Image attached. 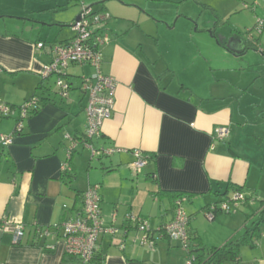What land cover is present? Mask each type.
<instances>
[{
  "label": "crops",
  "instance_id": "obj_1",
  "mask_svg": "<svg viewBox=\"0 0 264 264\" xmlns=\"http://www.w3.org/2000/svg\"><path fill=\"white\" fill-rule=\"evenodd\" d=\"M3 1L0 0V7ZM76 1V4L89 3L86 2L89 0ZM66 4L62 1L57 6L63 9ZM6 9L0 8V19L8 17L6 15L16 19L14 14H6L12 13V8ZM50 9L52 6L44 12ZM101 10L109 12V7L101 5L98 11ZM23 17L27 16L17 18L16 27L22 19H29ZM51 21L62 27L67 25L55 17ZM112 27L117 34L111 31L110 42L103 48L102 70L117 80L115 108L112 116L104 121L101 135L95 139L97 144L101 142V150L114 149V153L106 156L109 160L98 156L100 164L93 166L90 162L86 180L79 179L77 162L81 160L79 156H83L82 147L86 149L82 140H88L90 145L93 141L84 136L87 97L79 87L81 77H89L93 72H85L88 66H72L71 69H80L81 73L70 72L75 76L71 79L69 98L54 94L37 115L24 120L25 134L14 138L0 161V219H9L26 228V236L18 244L13 242L9 232L0 233V264H61L65 255L63 241L55 236L40 238L35 229L54 228L64 218L77 215L83 206V194L91 185L102 188L99 193L105 227L116 229L114 234L105 233L99 238L97 253L103 258L102 264H185L188 253L180 241L158 232L175 215L170 198H159L155 194L158 190L196 195L191 201H185V204L198 202L195 212L188 213L189 231L199 235L207 247L222 245L207 244L194 221L199 213H206L209 205L224 199L222 194L231 196L236 188H241V193L250 197L248 205H242L252 213L241 219L224 216V213L215 218L224 228L225 243L241 234L260 209L258 199H264V160H257L259 146L251 147L248 140L241 137L242 133L239 134L237 128L244 126L241 118H234L229 104L213 106L208 103L209 99L197 103L194 91L185 85L172 88L176 74L165 66L161 55L147 49L143 41L127 38L128 31L121 32L118 24ZM74 34L54 41L66 43ZM38 41L41 40L5 32L0 27V81H19V92L23 95L17 104L13 96L1 94L4 100L0 98V103L20 106L35 93L42 65L49 61L48 55L35 51ZM237 43L245 54L243 42L238 40ZM78 91L82 95L78 103H74L71 96ZM17 119V114L0 115V136L12 135ZM218 128L228 129L229 136L215 142ZM256 142L263 144L264 138ZM137 150L154 158L140 176L132 169ZM64 165L70 166L76 178L63 177ZM153 172L157 184L147 177ZM148 201L152 204L150 210H144ZM129 215L148 222L154 231L153 247L141 244L142 234L135 223L127 220ZM260 231L254 248H243L239 261L223 264H264V224Z\"/></svg>",
  "mask_w": 264,
  "mask_h": 264
},
{
  "label": "rangeland",
  "instance_id": "obj_2",
  "mask_svg": "<svg viewBox=\"0 0 264 264\" xmlns=\"http://www.w3.org/2000/svg\"><path fill=\"white\" fill-rule=\"evenodd\" d=\"M62 1L67 3L63 9L57 6L58 2L61 4ZM102 1L104 0H89L86 1L89 2L86 5L76 4V0H4L0 8H8L6 10L12 8L13 12L6 14H14L16 19L6 15L8 17L0 19L6 26L0 23V27L5 32L31 37L34 41L40 39L49 43L55 38L63 40L72 36L73 31L70 26L82 13L84 7ZM105 1L109 12L104 11V13L113 16L109 22V30L117 34L112 26L118 24L119 28H122L121 32L128 31L127 38H132L133 41L141 40L147 49L155 51L157 56L160 54L165 66L176 74L172 88L185 85L194 91V99L197 103L207 102L206 99H209L211 101L208 103H212L213 106L229 104L235 115L234 118H241V124L244 125L237 128L239 134L242 133L241 137H245L244 140H248L251 147L259 146L260 155L257 160H264V143L258 144L254 140L257 135L260 140L264 138V56L262 55L264 0ZM51 6L52 9L44 12ZM100 6L95 5L94 9L98 10ZM22 16H27L23 18L29 19H26L27 21L22 19L21 24L16 27L19 21L17 18ZM54 17L67 22V26L62 27L60 24L52 23ZM44 19L48 20V23ZM136 22L141 25H136ZM120 31L118 34H121ZM254 37L263 47L259 50L249 48L244 54L237 47L239 46L237 41L243 42L242 47L245 48L244 40ZM70 72L81 73L77 68L70 69ZM85 72L92 74L94 69L88 66ZM45 82L46 85L56 89L53 78ZM19 85V81L15 83L1 80L0 95L13 96L15 102L19 104L23 97L19 92ZM55 89L53 91L57 92ZM80 95L82 94L79 91L72 93L71 101L78 103ZM74 103L73 106L79 111ZM92 140V145L87 144V146L101 150V142L97 144L95 138ZM82 152L83 156H79L81 160L77 162L76 173L80 180L85 181L88 164L91 162L93 166H98L100 161L98 156L91 158V151L88 148L83 150L82 147ZM109 158L104 156L103 159L109 160ZM142 194L147 195L146 192ZM113 195L111 193V196ZM197 203L184 204V210L187 213L195 212ZM151 205L148 201L144 210H150ZM246 214L252 215L251 210L242 205L238 212L223 215L241 219V217L246 218ZM194 223L204 234L207 244L225 243L226 240L222 235L224 228L216 223L215 219L209 220L205 212L199 213ZM248 224L251 225L252 221ZM187 262L188 258L185 264Z\"/></svg>",
  "mask_w": 264,
  "mask_h": 264
},
{
  "label": "built area",
  "instance_id": "obj_3",
  "mask_svg": "<svg viewBox=\"0 0 264 264\" xmlns=\"http://www.w3.org/2000/svg\"><path fill=\"white\" fill-rule=\"evenodd\" d=\"M78 21L71 25L74 37L64 44H46L38 42L35 44L36 52H43L48 55L49 61L42 65L41 77L48 79L55 78V85L58 93L63 98H69L72 84L67 76V70L72 65L90 66L94 69L91 76L81 78L80 92L87 97L85 109L87 118V138L92 140L101 135V128L104 121L108 120L115 108V96L117 80L111 75H106L102 70L103 48L110 42V35L106 29V22L110 15L99 12L94 13L90 8H84L79 15ZM36 98L26 103L23 107L12 109L0 103V115L25 118L30 108H35ZM23 122H19L18 130H22ZM229 136L226 128H218L214 140H222ZM14 138L8 135L0 136V147H8L13 144ZM215 141V142H216ZM85 147L91 151L92 157L109 156L114 149L95 150L93 146ZM148 159L143 157L141 151H135V162L132 165L133 171L139 175L148 165ZM70 166L64 165L63 170ZM100 185H91L83 194V206L77 215L64 218L56 227H36L35 233L40 238L55 236L64 243L65 253L79 257L84 263H88L98 251V241L105 233L114 234L116 229L107 228L101 213ZM245 201V195L241 192H234L227 200L218 205H212L207 210V218L214 220V211L222 213L237 212ZM137 225V230L142 234L140 242L144 246L153 247L154 239L152 231L147 222L139 220L134 215L127 217ZM189 223L190 216L184 210L181 202L176 201L175 215L171 222L163 227V233L170 239L180 241L186 250L189 244ZM9 232L15 244L21 243L26 236V228L22 224H15L9 219H0V233ZM161 233V232H160ZM187 264H192L188 258Z\"/></svg>",
  "mask_w": 264,
  "mask_h": 264
},
{
  "label": "trees",
  "instance_id": "obj_4",
  "mask_svg": "<svg viewBox=\"0 0 264 264\" xmlns=\"http://www.w3.org/2000/svg\"><path fill=\"white\" fill-rule=\"evenodd\" d=\"M105 2L106 1L100 2L98 4H94L91 7L88 6V7H84V8H90V9H92V11L94 13H99V12L104 13L103 10H101V11L95 10L94 6L95 5H105ZM111 19H112V16L110 15L109 19L106 22V29L108 30L109 35L111 34V31L109 30V22ZM212 33H213V31H212ZM213 35H214V33H213ZM72 39H70V40H72ZM38 42H42V43H46V44H56L57 43L56 41L49 42V43H47L45 41H38ZM59 44H64V43H59ZM249 48H256L258 50L261 48L260 43L258 42L257 38H255V37L250 38L249 40L246 41L245 50H247ZM39 53L44 54L43 52H39ZM262 55L264 56V49L262 50ZM72 66H78V65H72ZM72 66H70L67 70V74H68L67 78L70 82H71L72 77L75 76L74 74L70 73V69ZM0 70H2V69L0 68ZM12 75H15V74H12ZM39 76L41 77L40 73H39ZM51 78H53L55 80L54 77H51ZM51 78H48V79H51ZM48 79H44L41 77V80L36 87L35 93L33 94V96H31L29 99H27L24 104H22L20 106L7 104L12 109H17V108L23 107L26 103L33 101V99H35V98L37 100L36 107L30 108V110L28 111V115L25 118H18L16 120V125L14 128L13 134L8 135V136H12L13 138H15L16 136H19V135L22 136L23 134H25L24 128H22V130H18L19 122H21V121L24 122V120L29 119V118L33 117L34 115H37L41 111V109L51 101V98L53 97V95L57 94L59 92L57 87H56L57 92H54L53 90L55 88H51L49 85H46L45 81ZM2 117H11V116H2ZM84 136L87 137V134L85 133ZM81 139H83V138H81ZM255 140L258 141V138L256 137ZM87 141L88 140L83 139L82 143H84V142L87 143ZM217 141H219V140H217ZM5 148L6 147H0V161L4 155ZM143 157L145 159H148V161H149L148 164H150L151 161H154V158L148 157L146 155H143ZM70 163H72V160L70 161ZM62 174H63V177H68L71 179L76 178V175H74L72 169L63 170ZM154 174H155L154 172L151 174H148L147 177L149 179H151L152 182H156V184H157L158 183L157 179L154 180V178L152 177ZM135 175H137V174L135 173ZM235 192H242V189L236 188ZM155 194L158 195L159 198H161V197L170 198L171 202L174 204V209L176 208V201L181 202L184 206L185 201H191L192 198L196 196L192 193H187V192H174V191L173 192H165V191H161V190L156 191ZM215 194L219 195L220 193L215 192ZM222 197L224 199L220 200L217 203L209 205L208 209L212 205H218L222 201L227 200L230 196L228 194L224 193V194H222ZM249 199H250V197H247L245 195V201L243 204H246V202H248ZM258 200L260 202V209H258V211H256L254 213L255 218L252 220V224L249 225L248 224L249 222H247V225H245L243 227V231L241 232V234H236L235 236H233V238L228 240L225 244H223L220 247H207V246H205L203 240L201 239V237L199 235H197L196 233H193L192 231H189V244L186 248V251L188 253V258L190 260H192V264H223L224 262H229V261L237 262L241 259V252H242L243 248H245V247L254 248L256 246V240L261 235V231H260L261 227L264 224V199H258ZM246 205H248V203ZM207 210H206V214H207ZM220 214H222V212L220 210H215L214 211V219L217 218V216ZM248 216L250 217V214H248ZM189 225H190V223H189ZM158 232L163 233V226H161L158 229ZM153 236H154V234H153ZM102 260H103V258L101 256V254H99V253L95 254L94 257L88 263H84L77 256L65 253L61 264H102Z\"/></svg>",
  "mask_w": 264,
  "mask_h": 264
},
{
  "label": "water",
  "instance_id": "obj_5",
  "mask_svg": "<svg viewBox=\"0 0 264 264\" xmlns=\"http://www.w3.org/2000/svg\"><path fill=\"white\" fill-rule=\"evenodd\" d=\"M90 7H91V6H90ZM79 18H80V16H78V17H77L75 20H76V21H78V20H79Z\"/></svg>",
  "mask_w": 264,
  "mask_h": 264
}]
</instances>
